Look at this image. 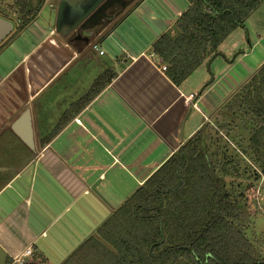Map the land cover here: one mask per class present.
I'll list each match as a JSON object with an SVG mask.
<instances>
[{"label":"crops","instance_id":"obj_1","mask_svg":"<svg viewBox=\"0 0 264 264\" xmlns=\"http://www.w3.org/2000/svg\"><path fill=\"white\" fill-rule=\"evenodd\" d=\"M47 1L36 21L0 50V137L8 138L0 154V252L6 264L28 247L63 262L232 96L208 103L216 80L201 93L210 82V60L176 86L153 53L166 22L176 24L187 9L169 20L167 7L158 13L149 0H129L111 23L109 14L63 37L56 31L61 0ZM94 45L107 51L100 55ZM218 58L210 66L215 73L222 67ZM102 73L113 75L111 82L44 144ZM87 74L93 81L82 86ZM58 85L60 98L74 93L54 115L52 105L61 99L49 95ZM26 111L34 149L11 129Z\"/></svg>","mask_w":264,"mask_h":264},{"label":"trees","instance_id":"obj_2","mask_svg":"<svg viewBox=\"0 0 264 264\" xmlns=\"http://www.w3.org/2000/svg\"><path fill=\"white\" fill-rule=\"evenodd\" d=\"M46 1L0 0V17L15 25L8 38L35 22ZM186 1L188 8L175 24L178 36L164 34L152 46L176 86L219 56L223 43L244 29L264 2ZM112 78L110 73L99 77L43 143L56 137ZM216 116L214 135L213 127L202 125L61 264H264V234H248L257 216L249 194L255 186L250 183L243 192L235 186L243 163L264 175V63ZM25 264L50 263L34 253Z\"/></svg>","mask_w":264,"mask_h":264},{"label":"rangeland","instance_id":"obj_3","mask_svg":"<svg viewBox=\"0 0 264 264\" xmlns=\"http://www.w3.org/2000/svg\"><path fill=\"white\" fill-rule=\"evenodd\" d=\"M48 3L49 0L47 1V5H49ZM148 4L150 5V8H152L154 11L158 13L161 12V10L163 11V9L167 7L166 15H169L168 17L169 20H171L174 17H177V13L180 10H186L188 8V2L186 0H149ZM47 9L48 10H46V13H49V11L51 10L48 6ZM137 14L140 13L138 12ZM136 18L139 17L136 16ZM134 19H135L134 17L131 18V20ZM166 23L169 24L168 25L169 27L167 29V34L170 35L172 38H176L179 32L175 24L174 23L172 24L168 21ZM230 47L235 51L233 50L231 51ZM103 50L104 52L107 51L106 46H103ZM217 61H219L222 66L216 71L217 73H215L214 71L215 66H212V68L207 69L210 75V80H211V76L213 75L217 82V86L214 90V95H210L211 97L208 98V103H213V104L218 103V101H221L225 98L227 99L242 84H244V82H246L264 63V2L247 20L244 29L236 30L228 38V40L225 43H223V45L220 47V55ZM229 61H233V63L230 64L228 63ZM102 74L99 77H101ZM87 75L90 76L88 77L84 76L85 78L84 80L82 79L83 82L82 86L90 85L93 75L91 74H87ZM61 83H63V81ZM60 86L59 85L57 86L58 93L53 92L51 93V95H49V97L52 96L54 98L61 99L57 104L55 103L52 105L53 107L51 109L54 112V115L63 112L66 104L70 102V97L74 93V92H69L68 95L65 94L63 95L62 98H60L59 97L60 92L58 91L60 89ZM2 104L3 102L0 101V134H3ZM44 104L47 105V103L40 102V105H44ZM216 119H218V117L216 116L215 113L211 118H209V120H205L203 124L213 127L212 129L213 135L216 132V127H217ZM10 124H11V119H8L7 127H10ZM45 136H48V134ZM7 139H8L7 137H3V136L0 137V154L3 153V150L1 151V147L3 144L7 143L6 142ZM235 155L237 156L238 153L235 152ZM249 163L250 162L247 163L249 166H246V164L243 163L241 168V172H242L241 178L235 184V186L239 187V189L243 188L242 192L244 191V188L246 189V187H248V184L250 183H253L252 185L255 186L252 189V191L249 192V194H251V197L254 201V209L257 213V216L252 219L253 226L250 228L248 234L250 236L252 235L253 232L256 235L260 236L264 234V175L259 172L258 168H256L255 165ZM257 177H259L258 181H257ZM32 257L27 259L26 262L31 261ZM6 260H7L6 256L0 252V264H6ZM48 261L50 264L62 263L57 261L56 259L55 261H53L52 259Z\"/></svg>","mask_w":264,"mask_h":264},{"label":"water","instance_id":"obj_4","mask_svg":"<svg viewBox=\"0 0 264 264\" xmlns=\"http://www.w3.org/2000/svg\"><path fill=\"white\" fill-rule=\"evenodd\" d=\"M116 0H61L58 7L56 31L63 37H66L72 32L85 28L88 24L96 21L99 18L106 17L107 10L113 5ZM124 9L125 4H123ZM111 14V13H110ZM118 14H114L109 18L111 23ZM103 28V27H101ZM15 25L13 22L0 17V45L14 32ZM218 56L213 58L208 63V69L212 62ZM215 84V77L212 75L208 85L202 89L201 93L209 86ZM12 131L24 141L30 148L34 149L33 131L31 127L30 112L26 111L13 125ZM21 130V131H20Z\"/></svg>","mask_w":264,"mask_h":264},{"label":"built area","instance_id":"obj_5","mask_svg":"<svg viewBox=\"0 0 264 264\" xmlns=\"http://www.w3.org/2000/svg\"><path fill=\"white\" fill-rule=\"evenodd\" d=\"M93 50L99 51L100 55H104V51L100 50L99 45H94ZM191 100L194 101L195 95H191ZM33 249L32 247H28L25 251H23L20 255L16 256L14 259L15 264H25V261L32 257Z\"/></svg>","mask_w":264,"mask_h":264},{"label":"flooded vegetation","instance_id":"obj_6","mask_svg":"<svg viewBox=\"0 0 264 264\" xmlns=\"http://www.w3.org/2000/svg\"><path fill=\"white\" fill-rule=\"evenodd\" d=\"M127 1L129 0H116L113 3V5L107 10V13L105 14V16L108 17L107 15H109L110 13L112 16H114V14H118L120 12L122 5L127 3ZM112 16H109V17H112Z\"/></svg>","mask_w":264,"mask_h":264}]
</instances>
